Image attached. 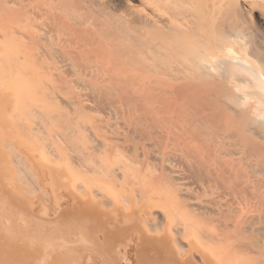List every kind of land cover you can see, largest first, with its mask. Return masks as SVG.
<instances>
[{"label": "bare ground", "instance_id": "6f19581e", "mask_svg": "<svg viewBox=\"0 0 264 264\" xmlns=\"http://www.w3.org/2000/svg\"><path fill=\"white\" fill-rule=\"evenodd\" d=\"M91 243L264 264V0H0V264Z\"/></svg>", "mask_w": 264, "mask_h": 264}, {"label": "rangeland", "instance_id": "374dc122", "mask_svg": "<svg viewBox=\"0 0 264 264\" xmlns=\"http://www.w3.org/2000/svg\"><path fill=\"white\" fill-rule=\"evenodd\" d=\"M67 226H68V224H66V223H60L59 225H57L56 227H58V228H61V230L62 231H64L63 233H65V230H67ZM13 246H16V245H13ZM18 246H23V247H26V246H29V245H17V247ZM31 246V245H30ZM29 246V247H30ZM32 246H34V245H32ZM35 246H37V247H39L38 245H35ZM45 246V245H44ZM59 247H60V245H58ZM62 246V245H61ZM68 246V245H67ZM69 246H71V247H73V248H76L77 250H80L78 253L81 255V263L80 264H93V262H96V258L94 257V256H96V255H98L97 254V252L95 253V251H97V245H93V243H91V245H81V247H80V245H69ZM77 246H78V248H77ZM40 247H43V245H40ZM85 250V251H84ZM60 251V250H59ZM25 252L27 253H29L30 254V251L29 250H26L25 249ZM91 252V253H90ZM84 253V254H83ZM91 254V255H90ZM53 256H56L55 254H54V252H53V254H52V257ZM37 259H38V257H37ZM35 260V261H34ZM39 260V262H40V259H38ZM38 260H36L35 259V257H34V259H32V260H30V259H28V257H27V261L29 262V263H27V262H23L22 264H30V263H32L33 262V264H38ZM53 262H57V261H54L53 259L51 260V259H48V260H46V261H44V262H42V264H54ZM92 262V263H91ZM100 263H101V261H99Z\"/></svg>", "mask_w": 264, "mask_h": 264}]
</instances>
